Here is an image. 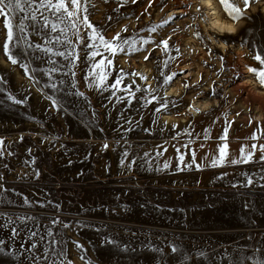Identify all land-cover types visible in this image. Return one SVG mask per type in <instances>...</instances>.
<instances>
[{"label": "rangeland", "instance_id": "1", "mask_svg": "<svg viewBox=\"0 0 264 264\" xmlns=\"http://www.w3.org/2000/svg\"><path fill=\"white\" fill-rule=\"evenodd\" d=\"M151 2V7L149 0L87 2L88 20L105 39L119 33L137 41L139 51L113 59L107 81L114 83L122 69L126 78L121 87L131 84L134 97L89 86L91 28L79 23L78 35L69 28L62 36L59 30L42 29V19L35 26L27 20L23 34L13 27L28 42L23 46L14 39L13 53L38 69L25 74L5 56L7 30L0 17V139L6 145L0 156V264H36L34 256L41 257L39 264H257L264 258L261 153L257 150L248 164L208 166L225 143L221 136L226 128L229 159L239 157L242 146L251 150L253 144H264V86L248 70L261 67L253 57L264 51V0L252 2L238 23L213 0L223 19L235 25L234 36L216 34L198 0ZM44 15L50 24L56 22L51 13ZM78 15L82 21L85 13ZM158 25L155 32L149 30ZM68 26L67 19L60 25ZM165 39L167 52L161 43ZM37 44L52 51L37 50ZM73 50L79 59L71 64L54 55ZM53 68L57 71L50 72ZM173 73V81L164 84V76ZM52 84L58 90L46 87ZM152 97L156 99L146 104ZM13 98L24 102L16 104ZM165 102L167 111L156 113ZM206 133L210 138L205 140ZM253 134L260 138L251 139ZM189 140L197 163L205 165L199 171L195 166L177 170L176 147ZM125 151L129 161H137L131 170L120 166ZM157 152L163 155L157 158ZM181 152L190 163L188 149L181 147ZM168 160L171 166L157 171ZM247 177L253 185L245 186ZM13 229L19 231L15 239ZM31 231L44 240H29ZM32 243L37 244L34 252L28 251ZM173 246L179 251L172 252ZM61 249L64 255L57 257ZM45 251L47 260L41 256Z\"/></svg>", "mask_w": 264, "mask_h": 264}, {"label": "snow or ice", "instance_id": "2", "mask_svg": "<svg viewBox=\"0 0 264 264\" xmlns=\"http://www.w3.org/2000/svg\"><path fill=\"white\" fill-rule=\"evenodd\" d=\"M87 2L88 0H0V17L4 18V27L7 30V35H6V42L3 45L4 47V53L5 56L7 57V59L11 62V64L13 65H17L18 63L20 64V66L24 69L25 74H28L29 71L31 72H35L38 69H32L29 67L28 64L23 63L22 61H20L17 57L16 54L13 53L12 48L10 47V44L13 42V40L15 39L17 42L23 38V35H17L16 33H14L13 30V19H14V14L17 13H23L24 15L20 17L21 22L17 25V27L19 28V32L20 34H23L25 32V29L28 27V25L24 24L23 21L25 20H29L33 22V26H35V24L37 22L40 21V19L43 20V23H41L40 27L43 28H49L50 27V32L55 33L59 30V32L61 33L62 36L66 35L67 31L69 30V28L71 30H74V34L78 35L79 33V29L77 27V25L79 23H82L83 25H85L88 28L92 29L93 35L89 37L90 40L93 41L92 44L87 45L88 47L94 49L88 59L93 61L92 65H91V69L88 73V77H90L91 79L88 80L89 86L92 88H95L99 91H107L109 89V87L111 89H114L115 91L113 92V95H115V92L118 91H124L128 94V96L130 97H134L135 96V92L132 90V85H125L123 88L121 87V85L123 84V81L126 78V74L124 73V71L121 69L119 70V75L118 77L115 79L114 83H112L111 85L107 84L108 81V77H109V69L113 67V59L119 55L120 53H132V52H136L139 51L140 49L136 48L135 45L137 43V41L135 40H128V39H122L120 34L117 33L112 40H107L105 39L102 35L99 34L98 30L93 28L92 24L89 22L88 20V16L86 15L88 8H87ZM128 0H122V3H127ZM132 3H136L137 0H131ZM203 2V0H202ZM208 2V6L211 8L212 4H211V0H207ZM252 2H259V0H219V4L222 6L223 12L227 15V17L229 19H231L234 23H238L241 19H245V12H247L251 6ZM240 3L243 4V8L240 7ZM25 5H27V7H25ZM152 6V2L151 0H149V5L148 7ZM187 7H191V5H187ZM81 10L85 13V15L83 16L82 21L79 18V13L81 12ZM198 12H203L202 9L197 8ZM45 12H49L52 14V16L55 17L56 22H52L50 24L49 19L47 16L44 15ZM37 13H40V16H37ZM214 14V13H213ZM65 19H67L69 21V26L68 27H64L61 28L60 25L64 24ZM170 20L175 19L174 16H170L169 17ZM205 22H207V17H204ZM160 27L159 25L156 27H152L149 30L152 32L156 31V28ZM124 31H127V29H124ZM229 32H234L235 29L234 28H228ZM197 35L199 36V33H197ZM169 39H171V37H169ZM55 42H62L60 37H55L54 38ZM99 41V43H96V41ZM49 43L52 41H48ZM63 42H68L69 41H63ZM161 43L163 44V50L165 52L168 51L169 49V42L168 39H165L163 41H161ZM223 43L227 44L228 41H224ZM247 44V41L244 40L241 44V46H245ZM159 46V45H158ZM29 47H32V45H29ZM35 47L37 48V50H41L45 53H49L52 50L49 48H43L41 49L40 45L37 44L35 45ZM103 48V52L100 51V48ZM177 51H179L177 49ZM104 53H107V55H105ZM54 55L57 56H64L65 59L69 60V63L71 64L72 60H78L79 59V54L75 52V50L71 51V52H56L54 53ZM150 55V53H149ZM149 55H145L144 56V60L147 61L149 59ZM97 56H101L102 58L100 60H96L95 58ZM221 61H224V57L221 56L220 57ZM253 59L255 61H257L259 63V65L261 66L259 69L257 68H253V67H249V72H252L256 75V78L258 79L259 83L261 84V86H264V51H258ZM49 63H55L52 60H49ZM74 66V65H73ZM165 66H167V61H165ZM50 72L53 71H57V69L53 68L49 70ZM74 75V73H73ZM131 75L135 76L137 75L136 73H132ZM163 75V73H162ZM177 75V73H173L172 75H165L164 76V84H170L174 77ZM30 80L33 79L32 76L28 77ZM141 80H146L147 78L144 76H140ZM38 82V81H37ZM0 83H3V79L2 77H0ZM63 83V81H61V84ZM133 84H135V80L132 81ZM189 85L185 84L184 87L187 88ZM46 87H52L53 89H56V85L52 84V85H46ZM72 87H75V83L72 84ZM58 90V89H56ZM141 89L138 87L136 89V91H140ZM0 91H2V89H0ZM213 95H215V91H213L212 93ZM76 95L78 96H83V93H76ZM51 99V98H50ZM123 99L122 97H117V100H121ZM156 97H152L151 100H146L145 103H152L153 100H155ZM13 102L16 104H22L24 101L22 100H15L13 98ZM57 100L52 99V104L53 106H57ZM168 108V103L165 102L161 105V107H157L155 109L156 113H161L162 111H167ZM197 112H199V109H196ZM130 123V122H129ZM153 123H156V121L154 120ZM173 127H176L175 125ZM230 127V125H229ZM147 131V130H146ZM187 135L191 136V133H187ZM227 135H228V129L226 128L224 131V134L221 136V139L225 141V143H223L222 145L218 146V155L214 156L209 162H208V166L210 167H221L224 166L225 164H233V165H238V164H248L250 162L253 161V157L256 154V151L258 150L261 155L259 156V162H264V144L259 145V147L256 144H253L251 146V150L246 149L245 147H241L240 149V155L239 157H233L231 159H229V146L227 143ZM264 135V134H262ZM178 137H174V139H176ZM209 135H207V133L204 136V139H209ZM260 137H257L255 134H253V136L251 137V139L253 140H257ZM21 141L23 140V137L20 138ZM194 143V141L189 140L188 143L181 145L180 147H176V152L178 153V169L180 171H183L185 169L191 170L193 168V166H195L196 170H201L205 165L202 163H197L196 160V150L191 148V144ZM109 147V145L107 143H105L103 145L104 149H107ZM181 147L188 149V152L191 155V162L190 163H185V154L183 152H181ZM201 147H203V145H201ZM6 148L5 145V141L3 139H0V156H3L4 154V150ZM29 151H31L29 149ZM164 151L166 152L167 149H164ZM9 155H11V153H9ZM149 155L148 153H145V156ZM163 152H157L156 156L157 158L162 156ZM208 158L205 157V160H207ZM127 161V163H126ZM146 163H149L148 161H145ZM25 163H29L28 161H26ZM31 163H35V161H31ZM137 161L135 159L133 160H128V152L125 151L122 154L121 157V161H120V166L122 168H125L127 170H131L132 167L134 165H136ZM183 167H180V166ZM171 166V161H165L163 163V169H157V171H161L164 169H168ZM34 175L39 178L40 173L39 171H34ZM262 179H264V176L261 177ZM3 178L0 177V180H2ZM254 181L252 180L251 177H247L246 179V185L245 186H251L253 185ZM3 188V185L0 184V189ZM25 203H29V201L27 200V198H25ZM21 221L24 220H31L32 217H20L18 218ZM8 222L9 223H13V221L11 220V218H8ZM53 223H60V221L58 220H54ZM65 227H69V225L65 224ZM46 235L51 237L53 236L52 232L50 230H46ZM19 236V231L16 229L12 230V238L15 239L16 237ZM37 236H39L40 241L44 240V235H40L39 233H37L36 231H31L30 236H29V240H32L33 238H36ZM3 242L0 241V244H2ZM77 247H80V245H77ZM37 248V244L36 243H32L29 248L28 251L30 252H34V250ZM0 251H3L2 248H0ZM156 251L158 252L159 249H156ZM172 252H177L179 251L178 247L173 246L171 248ZM55 255L57 257H62L64 255L63 250L61 249L59 252H56ZM42 258L47 260L48 259V252L45 251L44 253L41 254ZM41 257H36L34 256V260L36 261V264H39ZM50 264H55V261H50ZM68 264H71V261L68 262ZM257 264H264V258H262L260 261L257 262Z\"/></svg>", "mask_w": 264, "mask_h": 264}, {"label": "bare ground", "instance_id": "3", "mask_svg": "<svg viewBox=\"0 0 264 264\" xmlns=\"http://www.w3.org/2000/svg\"><path fill=\"white\" fill-rule=\"evenodd\" d=\"M199 4L201 6H204L207 10V15L209 18V22H210V27H212V29L216 30V34L221 35V36H234L236 34V28L235 25H233L232 23L227 22L226 20L223 19L220 11L218 10V8L216 7L215 3L213 2V0H211V4L212 7L210 8L208 6V2L207 0H198ZM214 13V14H213ZM23 13H17L14 14V19H13V27L16 29H19L17 27V25L21 22L20 17L23 16ZM27 20L23 21V23L25 24ZM228 28H234L235 31L234 32H229ZM19 43L23 46H27L28 42L20 39ZM222 45V44H221ZM224 48V47H223ZM173 93V91H170Z\"/></svg>", "mask_w": 264, "mask_h": 264}]
</instances>
